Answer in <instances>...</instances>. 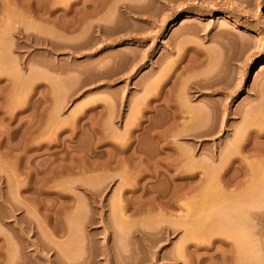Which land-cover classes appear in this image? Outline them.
Returning <instances> with one entry per match:
<instances>
[{"label": "rangeland", "instance_id": "obj_1", "mask_svg": "<svg viewBox=\"0 0 264 264\" xmlns=\"http://www.w3.org/2000/svg\"><path fill=\"white\" fill-rule=\"evenodd\" d=\"M263 59L264 0H0V264H264Z\"/></svg>", "mask_w": 264, "mask_h": 264}, {"label": "bare ground", "instance_id": "obj_2", "mask_svg": "<svg viewBox=\"0 0 264 264\" xmlns=\"http://www.w3.org/2000/svg\"><path fill=\"white\" fill-rule=\"evenodd\" d=\"M127 7V10L129 11L128 12V14H132L135 10H136V7H132V6H126ZM135 8V9H134ZM138 8V7H137ZM133 9H134V11H133ZM259 68H260V70H259V72L260 71H262L263 69H264V59L260 62V64H259V66H258ZM251 76H253V71L252 72H250V77ZM161 80V79H160ZM163 83V82H162ZM162 83L160 84V85H158V88H160V89H162L163 88V85H162ZM157 88V89H158ZM156 89V88H155ZM158 91L160 92V90L158 89ZM200 91H201V87L200 86H198L197 85V93H200ZM158 92V93H159ZM161 94H162V90H161ZM160 93L159 94H157V98H155V100L157 99V100H159L160 99V95H161ZM168 105H166V107H167V109L168 108H170L172 105L170 104L169 105V102L167 103ZM256 135V134H255ZM264 137V130L262 131H258L257 132V136H255V137H258V138H260V137ZM252 137V136H251ZM240 145V144H239ZM247 146V145H246ZM237 147V146H236ZM238 147H240V146H238ZM248 149V148H247ZM263 149V148H262ZM259 151H261L260 149H259ZM261 152H263V151H261ZM263 154H264V152H263ZM233 161V160H232ZM234 162V161H233ZM233 164V163H232ZM230 165H231V163H230ZM230 168V167H229ZM238 209V208H237ZM241 211V210H240ZM236 215H237V213H236ZM241 215V214H240ZM242 216H244V215H242ZM237 219V218H236ZM242 219H243V217H242ZM241 219V220H242ZM122 223V222H121ZM184 227V226H183ZM200 231H201V229H199ZM205 231V230H204ZM170 233H172L171 231H170ZM169 233V234H170ZM175 233V232H174ZM201 233H204V232H201ZM210 233V232H209ZM209 233H207V234H209ZM212 233H213V231H212ZM223 233V232H222ZM228 233V232H227ZM232 233H234V232H232ZM114 234V233H113ZM146 234V233H145ZM145 234H143V231H142V239H146V237H148V236H146ZM148 234V233H147ZM173 234V233H172ZM225 234V233H224ZM238 234L239 233H237V235H231V236H228V238L227 239H225V237H224V239H219V238H217V239H212V245H209V247L207 246H205V243H204V241H203V239H202V241H203V244L201 245V243L202 242H200V244H198V243H195V245H192V247H194L195 249H196V251L195 252H199L201 249H202V247H206L205 248V250H210L209 248H213L216 244L218 245H224V246H227L228 247V250L230 249V251L231 252H227V253H224V251H221V252H223L220 256L218 255V256H212V254H211V256L210 257H207V258H200L198 255V257H197V259H196V264H203V263H205V262H208V261H210V262H215L216 260H218V259H220L221 261L223 260L224 262H226L225 264H237L238 263V259H239V257L241 256V258L240 259H242L243 258V260L245 261L246 259H244V258H248L249 257V255H250V251H249V249L247 248V247H249V245H248V242H250V241H248L249 240V236H248V234L247 235H245L246 237L248 236V239H247V241H246V238L243 236V238L242 237H240V236H238ZM197 235H198V231H197ZM205 235H206V232H205ZM211 235V234H210ZM229 235H230V233H229ZM244 235V234H243ZM116 236V235H115ZM115 236H114V238H115ZM192 237H193V235H191ZM200 236H201V234H200ZM215 236V235H214ZM221 236V235H220ZM225 236V235H224ZM238 238H237V237ZM91 237V236H90ZM93 237V236H92ZM109 237V236H108ZM105 238H106V236H105ZM112 238H113V235H112ZM203 238H204V234H203ZM206 238V237H205ZM239 238H240V240H239ZM264 238V237H263ZM91 239V238H90ZM107 239V238H106ZM116 239V238H115ZM115 239H112L113 241L115 240ZM187 239V238H186ZM239 241H238V240ZM147 240H149V238H147L146 239V241ZM189 240V239H188ZM244 240H245V242L246 243H243L244 242ZM94 241L96 242V240H95V237H94ZM94 241H92V242H94ZM112 241V242H113ZM118 241V240H117ZM116 241V242H117ZM151 241V240H150ZM190 241V240H189ZM192 241H193V239H192ZM195 241H196V238H195ZM206 241V240H205ZM208 241V240H207ZM210 241V240H209ZM238 243H237V242ZM242 241V242H241ZM91 242V241H90ZM91 242V243H92ZM109 242V241H108ZM142 242V241H141ZM185 242V241H184ZM184 242H183V249L184 250H188L189 249V246H187L186 244H184ZM187 242V241H186ZM185 242V243H186ZM197 242H198V240H197ZM115 243V242H114ZM148 243H149V241H148ZM194 243V242H193ZM207 243V242H206ZM211 243V242H210ZM239 243H240V245H239ZM111 244V242L109 243V245ZM187 244H188V242H187ZM209 244V243H208ZM240 246V248H243V252H241V251H239V250H241L239 247H238V245ZM246 244H247V247H246ZM112 245H114L113 243H112ZM181 245H182V243H181ZM116 246V245H115ZM107 247L109 248H104V250H103V256H105V260H106V264H120V260L121 259H119V256H118V252H117V250H116V248L113 246H111L110 245V247L107 245ZM145 247H146V245H145ZM152 247V246H151ZM221 247V246H220ZM219 247V248H220ZM91 248V247H90ZM103 248V247H102ZM147 248V247H146ZM182 247H180L179 249H181ZM218 248V247H217ZM50 249V248H49ZM148 249V248H147ZM182 249V250H183ZM238 249V250H237ZM247 250V251H244V250ZM42 250V249H41ZM92 249H90V264H101L100 263V260H97V255H95L94 256V254H92V251H91ZM216 250V249H215ZM181 251V250H180ZM202 251V250H201ZM226 251H227V248H226ZM232 251H234V253H235V251L238 253V254H233L232 253ZM239 251V252H238ZM249 251V252H248ZM189 252V251H188ZM183 253V252H182ZM184 253H185V251H184ZM202 253V252H201ZM203 253H205V251L203 252ZM194 254V253H193ZM242 254H243V256H242ZM181 255V254H180ZM196 255V254H195ZM194 255V256H195ZM201 255V254H200ZM205 255V254H204ZM44 256V255H43ZM43 256H42V258H43ZM59 256V255H58ZM64 256V255H63ZM192 256V255H191ZM261 256H262V254H261ZM16 257V256H15ZM41 257V256H40ZM45 257V256H44ZM47 257V256H46ZM57 257V256H56ZM60 257H62V256H60ZM168 257V256H167ZM166 256H163V259H166L167 258ZM180 257V256H179ZM179 257H175V258H173V259H171V258H169L170 259V261L171 260H173V261H178L179 260ZM181 257H182V255H181ZM190 257V256H189ZM18 258V257H17ZM83 258V257H82ZM184 258V257H183ZM251 258V257H250ZM250 258L248 259V260H250ZM263 258H264V252H263ZM56 260L54 261V260H52V261H50V258H47V262H48V264H86V262L87 261H83L82 259H81V257H80V259L79 258H73V260H71V258L69 257V259L68 258H62L61 260H57L58 258H55ZM74 259H76V260H74ZM194 259V258H193ZM17 260V259H16ZM19 260V259H18ZM17 260V262H19ZM248 260H246V261H248ZM222 261V262H223ZM242 261V260H241ZM244 261H243V263H244ZM251 261V260H250ZM210 262L208 263V264H210ZM122 263V262H121ZM176 263V262H175ZM240 264H241V262H239ZM248 264H249V262H247ZM252 263V262H251ZM213 264H215V263H213ZM217 264V263H216Z\"/></svg>", "mask_w": 264, "mask_h": 264}]
</instances>
